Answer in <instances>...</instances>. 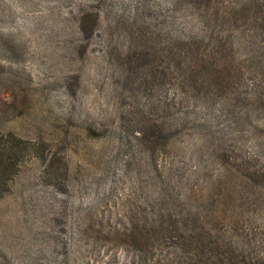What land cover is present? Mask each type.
Instances as JSON below:
<instances>
[{
    "label": "rangeland",
    "instance_id": "1",
    "mask_svg": "<svg viewBox=\"0 0 264 264\" xmlns=\"http://www.w3.org/2000/svg\"><path fill=\"white\" fill-rule=\"evenodd\" d=\"M0 264H264V0H0Z\"/></svg>",
    "mask_w": 264,
    "mask_h": 264
}]
</instances>
